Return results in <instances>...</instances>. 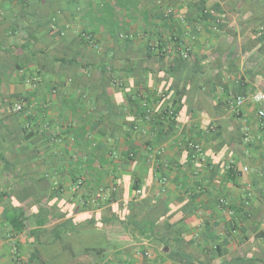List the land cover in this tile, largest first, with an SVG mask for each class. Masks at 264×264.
<instances>
[{
    "label": "crops",
    "instance_id": "1",
    "mask_svg": "<svg viewBox=\"0 0 264 264\" xmlns=\"http://www.w3.org/2000/svg\"><path fill=\"white\" fill-rule=\"evenodd\" d=\"M259 91L264 0H0V264H264Z\"/></svg>",
    "mask_w": 264,
    "mask_h": 264
},
{
    "label": "built area",
    "instance_id": "2",
    "mask_svg": "<svg viewBox=\"0 0 264 264\" xmlns=\"http://www.w3.org/2000/svg\"><path fill=\"white\" fill-rule=\"evenodd\" d=\"M210 14H213V12H209ZM54 21L55 19H52L51 28H54ZM260 32H263V29L260 28ZM250 101L255 107V115L258 119V126L259 129L264 132V93L263 92H256L252 95H250L247 99V97L238 96L235 98H230L227 100L228 108L232 113H237L238 109L242 107L245 103V101ZM23 106L21 102H18L14 105V111L20 112L22 110ZM192 150L194 151V154L196 157H199L202 159V148L199 144H192L191 146ZM243 171H246V168H243ZM135 194H140V190H136ZM147 257H149L148 254H146Z\"/></svg>",
    "mask_w": 264,
    "mask_h": 264
},
{
    "label": "trees",
    "instance_id": "3",
    "mask_svg": "<svg viewBox=\"0 0 264 264\" xmlns=\"http://www.w3.org/2000/svg\"><path fill=\"white\" fill-rule=\"evenodd\" d=\"M134 188H135V186H134ZM133 214H132V219H133ZM20 217V216H19ZM19 217H17V216H11L10 218H8V225H9V227L11 228V233L13 234V235H18V234H20L23 230H24V224H23V222H22V220L19 218ZM58 237L59 238H61L60 237V235H58ZM55 240V238L53 239V241ZM39 241V240H38ZM37 241V242H38ZM100 253V251L99 250H94V255L96 256H98V254ZM38 251L36 250V252H34V258L36 259L37 257H38Z\"/></svg>",
    "mask_w": 264,
    "mask_h": 264
},
{
    "label": "rangeland",
    "instance_id": "4",
    "mask_svg": "<svg viewBox=\"0 0 264 264\" xmlns=\"http://www.w3.org/2000/svg\"><path fill=\"white\" fill-rule=\"evenodd\" d=\"M103 242H104V240H103ZM93 243L100 244L101 243V237L100 238L99 237H95L94 240H93Z\"/></svg>",
    "mask_w": 264,
    "mask_h": 264
}]
</instances>
